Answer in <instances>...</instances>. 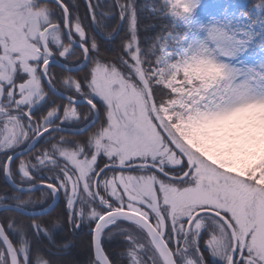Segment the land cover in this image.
<instances>
[{
    "label": "snow or ice",
    "instance_id": "snow-or-ice-1",
    "mask_svg": "<svg viewBox=\"0 0 264 264\" xmlns=\"http://www.w3.org/2000/svg\"><path fill=\"white\" fill-rule=\"evenodd\" d=\"M84 4L0 0V264H264V0Z\"/></svg>",
    "mask_w": 264,
    "mask_h": 264
},
{
    "label": "trees",
    "instance_id": "trees-1",
    "mask_svg": "<svg viewBox=\"0 0 264 264\" xmlns=\"http://www.w3.org/2000/svg\"><path fill=\"white\" fill-rule=\"evenodd\" d=\"M256 2H258V0H256ZM78 3L80 4L81 13H84L86 11V8L84 7L85 6L84 2L82 0H78ZM137 3L140 5H144L145 3H147V0H137ZM143 23H145V24L155 23V21L145 20V21H143ZM151 34H152V32L150 29L147 32H145L143 30L141 31V37H144L145 35H151ZM97 39H98V42L101 44V52L104 55L108 56L109 58H111L115 54V52L113 50L114 48L116 50L119 49L120 40H116L114 45L110 46V45L106 44L105 41H103L99 37ZM55 71L59 72V70H57V69H55ZM81 110L83 111L84 109H81ZM75 138L77 139L79 137H75ZM4 187H7V184L5 183L3 174L0 173V188H4ZM36 195L39 196L40 194L36 193ZM61 207H62V205H61ZM3 215H4V213H0V216H3ZM53 215H55V213H53ZM24 219H27V218H24ZM62 235H67L70 239H72L74 241V243L77 247H79L80 243L82 244V245H80V247L85 251H84L83 257L79 258L78 260L81 262V264H86L89 257L91 256V249L87 247V242L90 239L87 229H84L83 232H79L75 235H73L71 232L62 233ZM76 246L73 248L72 252L77 251ZM105 247H106V250L108 251L111 259L116 261L117 264H127V261L126 260L121 261V258L119 256V253H121L125 250V244H124L123 239L121 237L114 236L110 241H108L106 243ZM205 256H206V258L209 259V262H211V258L208 256L207 253H205Z\"/></svg>",
    "mask_w": 264,
    "mask_h": 264
},
{
    "label": "rangeland",
    "instance_id": "rangeland-1",
    "mask_svg": "<svg viewBox=\"0 0 264 264\" xmlns=\"http://www.w3.org/2000/svg\"><path fill=\"white\" fill-rule=\"evenodd\" d=\"M83 1V0H82ZM84 2V1H83ZM85 7V6H84ZM57 70H59V69H57ZM60 71V70H59ZM58 103L60 102L59 100L57 101ZM70 138H72V139H76L75 137H71L70 136ZM26 218V217H25ZM24 219V218H23ZM88 231V230H87ZM74 245H75V243H74ZM80 245H82L81 243L79 244V247H77L76 245V249H77V251L76 252H72L71 253V256H73L75 259H79V258H82L83 257V255H84V251L85 250H83L81 247H80ZM82 249V250H81ZM83 252V253H82Z\"/></svg>",
    "mask_w": 264,
    "mask_h": 264
},
{
    "label": "flooded vegetation",
    "instance_id": "flooded-vegetation-1",
    "mask_svg": "<svg viewBox=\"0 0 264 264\" xmlns=\"http://www.w3.org/2000/svg\"><path fill=\"white\" fill-rule=\"evenodd\" d=\"M84 1V0H83Z\"/></svg>",
    "mask_w": 264,
    "mask_h": 264
}]
</instances>
